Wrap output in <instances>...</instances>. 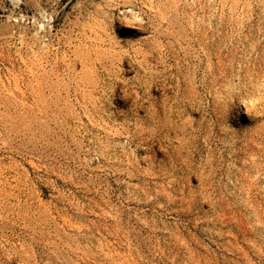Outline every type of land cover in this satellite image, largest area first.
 <instances>
[{
  "label": "rangeland",
  "instance_id": "rangeland-1",
  "mask_svg": "<svg viewBox=\"0 0 264 264\" xmlns=\"http://www.w3.org/2000/svg\"><path fill=\"white\" fill-rule=\"evenodd\" d=\"M0 264H264V0H0Z\"/></svg>",
  "mask_w": 264,
  "mask_h": 264
},
{
  "label": "bare ground",
  "instance_id": "bare-ground-1",
  "mask_svg": "<svg viewBox=\"0 0 264 264\" xmlns=\"http://www.w3.org/2000/svg\"><path fill=\"white\" fill-rule=\"evenodd\" d=\"M15 1V0H14Z\"/></svg>",
  "mask_w": 264,
  "mask_h": 264
}]
</instances>
